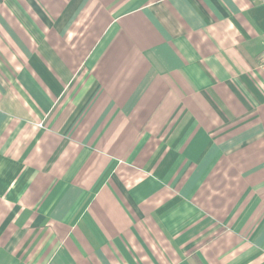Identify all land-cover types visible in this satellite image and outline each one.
<instances>
[{
    "label": "crops",
    "instance_id": "crops-1",
    "mask_svg": "<svg viewBox=\"0 0 264 264\" xmlns=\"http://www.w3.org/2000/svg\"><path fill=\"white\" fill-rule=\"evenodd\" d=\"M0 264H264V3L0 0Z\"/></svg>",
    "mask_w": 264,
    "mask_h": 264
},
{
    "label": "built area",
    "instance_id": "built-area-1",
    "mask_svg": "<svg viewBox=\"0 0 264 264\" xmlns=\"http://www.w3.org/2000/svg\"><path fill=\"white\" fill-rule=\"evenodd\" d=\"M255 1H257L259 3H264V0H255Z\"/></svg>",
    "mask_w": 264,
    "mask_h": 264
}]
</instances>
